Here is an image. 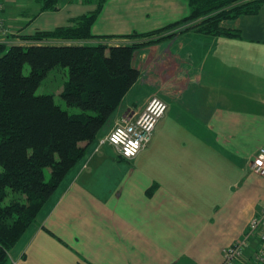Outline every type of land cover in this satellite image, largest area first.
<instances>
[{
    "label": "crops",
    "instance_id": "crops-1",
    "mask_svg": "<svg viewBox=\"0 0 264 264\" xmlns=\"http://www.w3.org/2000/svg\"><path fill=\"white\" fill-rule=\"evenodd\" d=\"M91 6L60 0L41 10L37 0H5L8 43L30 44L20 35L66 25ZM189 12L188 0L103 1L92 41L136 44L139 76L96 137L80 142L84 155L10 248L7 264H220L224 248L245 234L264 201V178L249 167L264 143V0L257 12L223 23L236 35L181 25L155 32ZM153 95L167 107L135 157L98 146Z\"/></svg>",
    "mask_w": 264,
    "mask_h": 264
},
{
    "label": "trees",
    "instance_id": "trees-1",
    "mask_svg": "<svg viewBox=\"0 0 264 264\" xmlns=\"http://www.w3.org/2000/svg\"><path fill=\"white\" fill-rule=\"evenodd\" d=\"M37 1L41 10H54L60 0ZM103 1L66 25L20 35L30 44L0 43V264H7L10 248L84 155L86 144L80 142L96 137L139 76L131 63L136 44L92 41ZM262 1L188 0L186 17L155 32L181 25L180 30L236 35L223 23L257 12ZM57 65L68 72L59 95L77 111L62 108L51 94L35 93Z\"/></svg>",
    "mask_w": 264,
    "mask_h": 264
},
{
    "label": "built area",
    "instance_id": "built-area-1",
    "mask_svg": "<svg viewBox=\"0 0 264 264\" xmlns=\"http://www.w3.org/2000/svg\"><path fill=\"white\" fill-rule=\"evenodd\" d=\"M5 0H0V43H8L7 36L13 31L6 22L3 11ZM7 40V41H6ZM167 107L164 99L151 96L143 108L132 116L121 117L109 132L98 139V146L107 143L124 159H132L151 139L154 128ZM252 172L264 178V143L259 145L250 158ZM256 239V246L250 255L245 253L250 239ZM263 264L264 263V201L249 218L245 234L226 246L220 264Z\"/></svg>",
    "mask_w": 264,
    "mask_h": 264
},
{
    "label": "rangeland",
    "instance_id": "rangeland-1",
    "mask_svg": "<svg viewBox=\"0 0 264 264\" xmlns=\"http://www.w3.org/2000/svg\"><path fill=\"white\" fill-rule=\"evenodd\" d=\"M86 3H91L92 4L91 8L93 10L95 8L96 4H97V0H88V2H86ZM29 4H30V7H32V8L34 7V3L33 2L30 1ZM13 9L14 8L10 9V11H11V14L9 15L10 18H12L13 15L17 17L18 16V11H20L19 7L16 8V10L15 9L13 10ZM12 11H13V15H12ZM32 11H33L32 9H29L28 10L29 14H31ZM10 44H12V43H7V46L10 45ZM23 72H24V74H27L29 72V65L28 64H24ZM67 77H68L67 68L62 67L60 65L54 66L53 68H51L48 71L47 75L41 80L40 84L38 85V87L35 90V93L36 94H51L53 96V98H54V101L57 104H59L62 108H66V109H68L69 111H72V112L77 111L78 109L76 107H68L65 104L64 100L59 95V93H60V91H61V89L63 87V83L67 80ZM104 146L108 147L107 143H105ZM126 163L129 164V165L132 164V162H130V163L126 162ZM145 163H146V160H145ZM138 165H136V166H138ZM143 165H145L144 162H143V164H141V166H143ZM48 172H49V170L46 169L47 177L49 176Z\"/></svg>",
    "mask_w": 264,
    "mask_h": 264
},
{
    "label": "clouds",
    "instance_id": "clouds-1",
    "mask_svg": "<svg viewBox=\"0 0 264 264\" xmlns=\"http://www.w3.org/2000/svg\"><path fill=\"white\" fill-rule=\"evenodd\" d=\"M11 45V44H10Z\"/></svg>",
    "mask_w": 264,
    "mask_h": 264
}]
</instances>
